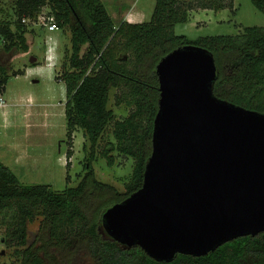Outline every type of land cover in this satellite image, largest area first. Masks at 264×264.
<instances>
[{
  "label": "trees",
  "instance_id": "16d2710c",
  "mask_svg": "<svg viewBox=\"0 0 264 264\" xmlns=\"http://www.w3.org/2000/svg\"><path fill=\"white\" fill-rule=\"evenodd\" d=\"M250 2L264 15V0ZM233 4L234 0H155L149 22L118 25L101 0H11V18H5L0 8V34L6 39L0 50L13 55L27 54L26 35H34L31 25L22 20L35 21L45 7L58 29L70 33V49L57 79L66 92L69 130L80 129L90 145L80 182L62 191L23 184L0 161V228L2 244L14 250L12 264H76L82 259L92 264H264V232L237 238L205 256L178 254L170 262H159L138 246L121 245L102 226L109 208L142 187L158 111L156 66L168 53L186 45L205 48L216 66L214 96L264 114V28L248 27L236 36L194 41L175 34V26L186 24L190 12H233ZM8 78L7 68L0 64L3 89ZM111 89L119 91L115 104L130 109L122 120H114L108 109ZM112 122L115 143H107L99 156L109 167L113 152L133 160L123 192L97 180L92 166L97 146ZM72 154L67 151L66 157L71 159ZM37 219L36 241L29 243L28 225Z\"/></svg>",
  "mask_w": 264,
  "mask_h": 264
},
{
  "label": "water",
  "instance_id": "95a60500",
  "mask_svg": "<svg viewBox=\"0 0 264 264\" xmlns=\"http://www.w3.org/2000/svg\"><path fill=\"white\" fill-rule=\"evenodd\" d=\"M156 74L143 184L103 214L104 231L159 262L264 232V114L214 96V57L203 47L171 51Z\"/></svg>",
  "mask_w": 264,
  "mask_h": 264
},
{
  "label": "rangeland",
  "instance_id": "374dc122",
  "mask_svg": "<svg viewBox=\"0 0 264 264\" xmlns=\"http://www.w3.org/2000/svg\"><path fill=\"white\" fill-rule=\"evenodd\" d=\"M11 0L0 1V8L5 11V18L13 16ZM103 4L107 12L112 16L116 25L121 22H127L124 12L121 8L126 6H134V11L138 15H134L131 21L142 23L149 22L155 8V0H103ZM234 11L224 9L219 12L209 10H195L189 13V20L184 25L175 26L176 35H185L190 41H194L199 37L208 36H236L242 34L243 30L248 27L264 28V15L260 13L250 2V0H234ZM48 8L42 11L47 15ZM127 12V11H126ZM125 12V13H126ZM129 12H132L129 10ZM125 15V14H124ZM2 15H0V19ZM35 29V28H34ZM28 41L30 51L25 56L14 57L12 51L5 52L0 50V62H3L8 71V81L4 89L3 97L10 105V96L17 95H34L40 100H44V104H48V100L54 101L53 110L55 114L49 123L46 118L45 123L37 130L38 138H33L34 144H43L45 154L43 161L38 163L37 169H19L10 166L9 168L23 184L48 185L54 191H62L65 188H74L80 182L84 175V165L90 153V145L83 136V132L75 128L70 131L68 127V119L65 115L66 93L64 85L57 77L61 73V65L66 55V50L70 49V33L68 31L58 30L53 33L35 32L33 38L31 33ZM55 49L56 60L53 61V53L50 54L52 59V68H47V60H45V52L47 47ZM51 52V51H50ZM14 57L11 61L10 59ZM36 64V65H35ZM24 71V74L21 75ZM13 72L19 73L14 76ZM36 81V83L34 82ZM118 90L111 89L109 93L108 109L114 114V120H122L129 115L130 109L125 105L117 106L115 104V95ZM9 109V108H8ZM48 109V105L41 108ZM46 117V116H45ZM113 122L109 124L97 146V158L92 163L95 177L97 180L110 184L120 192L124 191V185L130 180L133 171V160L113 152L111 156L114 159L111 167L107 166L106 160L100 158L99 153L104 149L107 143H115L112 136ZM20 140V133L18 135ZM33 148V147H32ZM3 153V150H1ZM9 153H14L12 149H6ZM67 151L73 154L71 159L66 157ZM4 155V154H2ZM38 219L28 225V241L33 243L36 241L38 234ZM13 248H6L0 242V264H12ZM3 252V255L1 254ZM76 264H92L88 259H82Z\"/></svg>",
  "mask_w": 264,
  "mask_h": 264
},
{
  "label": "crops",
  "instance_id": "0c3cea01",
  "mask_svg": "<svg viewBox=\"0 0 264 264\" xmlns=\"http://www.w3.org/2000/svg\"><path fill=\"white\" fill-rule=\"evenodd\" d=\"M101 1L103 2V0ZM121 9H122L121 11H123L125 14V15L123 14V16H125L127 22L138 23L131 21V19L136 18L134 17V15L136 16L138 15L137 11H134L135 9L134 6L133 7L126 6L125 8H121ZM129 10H131L132 12H129ZM30 29L34 30V34L35 32H39V31L45 32V34L47 32L45 29H41L38 27H31ZM28 36L30 37V35L28 34L26 35L27 41L29 39ZM31 37L33 38V35H31ZM46 50H47L45 52V60H47L46 66H48L47 68H52L53 64L48 65L49 64L48 57L50 56V54L54 52L53 61L56 60L55 49L52 52V49L50 50V48L47 47ZM17 55L25 56L26 54L25 55L17 54ZM15 56L16 55H14V57ZM14 57H12L10 61ZM0 64H3L6 68H9V66H6L3 62H0ZM22 72L24 74V71ZM34 82L36 83V81ZM9 102L11 104V107H9L6 113L3 115V113L0 111V161L7 168L13 166L16 169H19L18 171H25L28 168L30 170L37 169L38 163L43 161V154H45L46 150H44L43 144H39V143L38 144L35 143V145H31V144H34L35 142V141L33 142V138L35 140L36 138H38V136L36 135L38 133L37 130H40L42 128L41 126L43 125V123H45L43 118L44 119L46 118L47 122L49 123L50 119L55 114V110H53L55 109L53 108V106L55 105L53 103L54 101L48 100L47 102L50 103L44 104L43 103L44 100H40L37 96L17 95V96H10ZM43 105L44 106L48 105V109L47 110L41 109ZM19 133H20V140L18 141L17 138ZM6 149H12L13 152H16V155H14V153L13 154L9 153L8 151H6ZM1 150H3V153Z\"/></svg>",
  "mask_w": 264,
  "mask_h": 264
},
{
  "label": "built area",
  "instance_id": "2783aa9c",
  "mask_svg": "<svg viewBox=\"0 0 264 264\" xmlns=\"http://www.w3.org/2000/svg\"><path fill=\"white\" fill-rule=\"evenodd\" d=\"M22 23L31 25V27H38L41 29H45L47 32H50V33L59 30L58 26L55 22L54 17L52 15L51 16L44 15L42 12L37 17V19L35 21L29 22L26 20H22ZM0 26H1V24H0ZM5 44H6V39L0 34V47H3ZM49 48H50V46H49ZM51 49L52 48H50V50ZM48 60H49L48 65H51L52 59L50 56L48 57ZM3 93H4V89L2 87H0V111L4 115L6 113V111L8 110V108L10 107V105L4 99ZM0 242H2V229L1 228H0Z\"/></svg>",
  "mask_w": 264,
  "mask_h": 264
}]
</instances>
